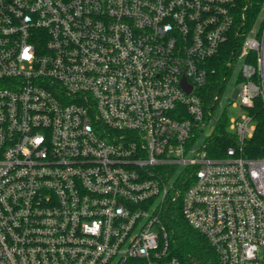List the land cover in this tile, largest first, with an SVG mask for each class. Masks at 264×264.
<instances>
[{
	"label": "built area",
	"instance_id": "obj_1",
	"mask_svg": "<svg viewBox=\"0 0 264 264\" xmlns=\"http://www.w3.org/2000/svg\"><path fill=\"white\" fill-rule=\"evenodd\" d=\"M236 0H0V264H184L180 203L218 264H264V27ZM242 40L226 156L196 145ZM192 87L188 91L184 86ZM217 125L219 121H216Z\"/></svg>",
	"mask_w": 264,
	"mask_h": 264
},
{
	"label": "trees",
	"instance_id": "obj_2",
	"mask_svg": "<svg viewBox=\"0 0 264 264\" xmlns=\"http://www.w3.org/2000/svg\"><path fill=\"white\" fill-rule=\"evenodd\" d=\"M235 9L239 18L242 14L245 15L244 29L247 31L254 27L264 14V0H236ZM242 40L243 38L237 43L229 42L226 50L212 60L214 72L211 83L202 90L206 101L218 89V85L223 79V73L228 69L226 60L234 48L240 49ZM250 112L256 121V129L253 136L243 144L242 151L248 157H264V100L261 96L255 99V104L250 108ZM230 145H234V141L227 128L218 124L216 133L210 138L206 150L213 157H224ZM169 217L172 228V248L174 254L184 264H218V257L211 242L188 224L182 214L180 203L170 207Z\"/></svg>",
	"mask_w": 264,
	"mask_h": 264
},
{
	"label": "rangeland",
	"instance_id": "obj_3",
	"mask_svg": "<svg viewBox=\"0 0 264 264\" xmlns=\"http://www.w3.org/2000/svg\"><path fill=\"white\" fill-rule=\"evenodd\" d=\"M263 27L264 14L257 21V24H255L253 28H255L254 31L256 30L257 33L260 34ZM242 62L243 60L240 59L237 61V65L234 68L225 70L226 74L224 71L223 78L226 75L227 79L219 92L220 100H218L217 105L212 112L213 115L205 119V124L203 125L204 131L200 133V137L196 141L197 146L201 143V141L203 142L205 139L212 137L216 133V121H219V124L224 125L228 132L234 133L235 130L229 126V120L238 118L240 115L248 113V110L245 107L241 106L240 104L235 106L232 103V100L236 99L234 98V92L238 87L239 66ZM236 100L240 103L239 99Z\"/></svg>",
	"mask_w": 264,
	"mask_h": 264
},
{
	"label": "water",
	"instance_id": "obj_4",
	"mask_svg": "<svg viewBox=\"0 0 264 264\" xmlns=\"http://www.w3.org/2000/svg\"><path fill=\"white\" fill-rule=\"evenodd\" d=\"M184 86L186 87V89H187L188 91H191V89H192V87H191V86H189V85H186L185 83H184Z\"/></svg>",
	"mask_w": 264,
	"mask_h": 264
}]
</instances>
